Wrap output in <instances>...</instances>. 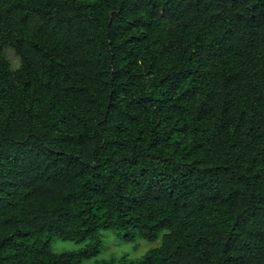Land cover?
Segmentation results:
<instances>
[{
	"label": "trees",
	"instance_id": "1",
	"mask_svg": "<svg viewBox=\"0 0 264 264\" xmlns=\"http://www.w3.org/2000/svg\"><path fill=\"white\" fill-rule=\"evenodd\" d=\"M103 230L264 264V0H0V264Z\"/></svg>",
	"mask_w": 264,
	"mask_h": 264
},
{
	"label": "rangeland",
	"instance_id": "2",
	"mask_svg": "<svg viewBox=\"0 0 264 264\" xmlns=\"http://www.w3.org/2000/svg\"><path fill=\"white\" fill-rule=\"evenodd\" d=\"M85 1L92 2L94 0ZM5 54L10 60L13 68L20 66V57L12 48L7 47L5 49ZM101 238V251L91 258L83 260L80 264H100L103 261H108L111 259L120 260L122 258L137 259L146 251L160 245L161 243L160 238L153 242L140 237L129 239V236H126L122 231L114 230H103ZM84 245L85 243L83 242L80 243L59 237H53L50 240V247L55 252L79 249Z\"/></svg>",
	"mask_w": 264,
	"mask_h": 264
}]
</instances>
